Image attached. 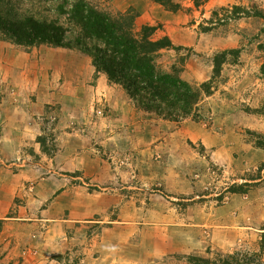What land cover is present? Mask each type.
Returning <instances> with one entry per match:
<instances>
[{
  "label": "rangeland",
  "instance_id": "374dc122",
  "mask_svg": "<svg viewBox=\"0 0 264 264\" xmlns=\"http://www.w3.org/2000/svg\"><path fill=\"white\" fill-rule=\"evenodd\" d=\"M91 1L113 14L129 10L128 0ZM173 2L180 6L178 10L170 11L153 0H134V7L130 8L139 14L136 31L142 26L154 27V40L167 37L173 46L184 49L179 53L161 52L159 65L164 69L169 71L178 58L185 57L181 78L199 85L210 79L216 53L240 50L237 61L229 59L223 65L215 91L201 100L199 119L194 121L167 122L139 111L120 87L101 80L103 75L95 77L91 59L78 51L47 46L25 50L0 40V104L8 100L43 104L41 114L40 110H33L32 114L40 130L36 143L45 159L57 153L65 137L61 150L73 149L71 140L76 139L82 147L79 154L85 170L87 163L96 160L105 167L95 181L90 180L91 174L83 177L84 192L100 202L109 200L108 217L115 219L125 203L136 211L142 203L152 205L155 200L167 206H182L189 199V204L202 202L210 210L230 205L234 194L264 196L261 192L254 194L257 187L264 189V149L256 145L260 136L264 137V116L257 111L264 101V81L259 74L264 60V20L255 16L264 14V0ZM234 7L241 9L236 15ZM205 30L209 32L204 33ZM145 150L149 153L146 159L142 156ZM170 150L193 155L194 173L189 171L188 175L184 165H173L174 158L166 156ZM5 159L0 158L1 165L23 170L37 158L31 154ZM169 168L177 173L183 168L184 175L180 176L187 179L197 195H181L174 187L169 188L175 178L163 173ZM67 176L66 180L71 181L70 174ZM199 181L200 187H195ZM261 204L259 212L264 211V201ZM257 215L264 218V213ZM261 220L254 215V221L246 217L244 224L251 222L263 229ZM248 233L254 234V239L244 236L235 246L231 245L230 251L254 256L253 247H258L259 252H264V234ZM226 254L229 253L213 251L209 259L203 260L215 262L219 255ZM32 255L22 253L23 262ZM88 256L81 249L79 254L65 256L64 260L58 255L52 258L58 263L75 264L78 258ZM257 257L264 264V257ZM0 263L4 264L1 255Z\"/></svg>",
  "mask_w": 264,
  "mask_h": 264
},
{
  "label": "crops",
  "instance_id": "0c3cea01",
  "mask_svg": "<svg viewBox=\"0 0 264 264\" xmlns=\"http://www.w3.org/2000/svg\"><path fill=\"white\" fill-rule=\"evenodd\" d=\"M128 1L126 9L133 8L134 0ZM100 79L106 80L104 76ZM33 110H40L41 114L44 106L25 100L0 104V158L10 161L31 154L37 158L23 170L0 164V255L4 264H65L52 256L64 260L65 256L79 254L81 249L89 256L78 258L75 264H192L190 257L209 259L213 251L238 252L230 251L231 245L235 246L244 236L254 239V234L248 232L264 234V225L261 229L262 225L258 228L251 222L244 224L246 217L254 221V215L264 220L257 215L264 213L259 212L263 195L252 198L234 194L230 205L210 210L202 202L189 204V199L182 206H167L155 200L152 205L142 203L136 211L125 203L116 219L108 217L111 202H100L85 193L83 187L86 174L95 181L105 167L96 160L87 163L85 170L79 154L82 147L76 139L71 140L73 149L61 150L66 137L57 153L45 159L36 143L40 130ZM137 137L141 139L140 135ZM174 152L166 153L174 158L173 165H184L188 175L189 171L194 173L193 155ZM144 154L146 159L149 153L145 150ZM183 168L178 173L171 168L163 171L175 176L169 188L174 187L181 195L195 196V189L180 176L184 175ZM67 174L71 181L66 180ZM194 185L200 187V181ZM260 190L257 187L254 194H264V189ZM257 249L253 247L254 256L263 260L264 252ZM22 253L33 257H26L23 262Z\"/></svg>",
  "mask_w": 264,
  "mask_h": 264
},
{
  "label": "trees",
  "instance_id": "16d2710c",
  "mask_svg": "<svg viewBox=\"0 0 264 264\" xmlns=\"http://www.w3.org/2000/svg\"><path fill=\"white\" fill-rule=\"evenodd\" d=\"M153 1L170 11L180 8L173 0ZM240 10L234 7V15ZM255 16L264 20L262 13ZM138 18L139 14L132 9L113 14L91 0H0V40L25 50L47 46L78 51L91 59L95 77L103 75L109 84L120 87L132 105L144 114L173 123L199 119V103L213 94L223 65L229 59L237 61L240 50L216 53L212 57L210 79L191 85L181 78L185 57L178 58L169 71L159 65L161 52L179 53L184 49L173 46L167 37L154 40V27L142 26L136 31ZM261 51L264 54V46ZM259 74L264 81V60ZM257 111L264 116V101ZM260 138L256 145L264 149V137ZM39 141L44 144L42 139ZM188 261L260 264L258 257L243 252L219 255L215 262L201 258Z\"/></svg>",
  "mask_w": 264,
  "mask_h": 264
}]
</instances>
